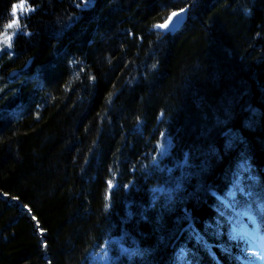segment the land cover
I'll list each match as a JSON object with an SVG mask.
<instances>
[{
	"label": "trees",
	"instance_id": "1",
	"mask_svg": "<svg viewBox=\"0 0 264 264\" xmlns=\"http://www.w3.org/2000/svg\"><path fill=\"white\" fill-rule=\"evenodd\" d=\"M13 18L0 264H251L239 228L250 216L264 233V0H0V34Z\"/></svg>",
	"mask_w": 264,
	"mask_h": 264
},
{
	"label": "rangeland",
	"instance_id": "2",
	"mask_svg": "<svg viewBox=\"0 0 264 264\" xmlns=\"http://www.w3.org/2000/svg\"><path fill=\"white\" fill-rule=\"evenodd\" d=\"M17 7L19 6H15L14 10H16ZM13 21H11L9 24H11ZM14 27H16V25L11 28L6 26L5 30L0 34V55L3 51H8L12 48V41L14 39L13 34L15 32ZM9 37L10 40L8 39ZM9 43L11 44V47L8 46ZM242 239L248 242L249 246L247 248L246 254L247 256L252 257L254 264H264V237L258 234L254 228L250 233L244 231Z\"/></svg>",
	"mask_w": 264,
	"mask_h": 264
},
{
	"label": "water",
	"instance_id": "3",
	"mask_svg": "<svg viewBox=\"0 0 264 264\" xmlns=\"http://www.w3.org/2000/svg\"><path fill=\"white\" fill-rule=\"evenodd\" d=\"M175 13H177V15L173 16L172 13L167 17V19L163 23L159 24V25H166V27H156L155 30L163 33L164 35L167 34L170 36H174L186 24L189 14V9L185 8Z\"/></svg>",
	"mask_w": 264,
	"mask_h": 264
},
{
	"label": "bare ground",
	"instance_id": "4",
	"mask_svg": "<svg viewBox=\"0 0 264 264\" xmlns=\"http://www.w3.org/2000/svg\"><path fill=\"white\" fill-rule=\"evenodd\" d=\"M24 5H26V4H28L27 2H25L24 1ZM24 5H22V7H21V5L15 10V12L17 11V14L18 15H24V16H27L29 13H30V11H29V9L27 8V7H25ZM159 24H157L153 29H151V32H153L156 36H155V38L158 40V41H163V40H165V38L167 37V34L166 35H164L163 33H161V32H159V31H156L155 29H156V27L158 26ZM15 33V32H14ZM15 34H13V36H14ZM13 41H14V39H13ZM13 41H12V43H13ZM19 72H23V69H21V71H17L16 70V75L19 73Z\"/></svg>",
	"mask_w": 264,
	"mask_h": 264
},
{
	"label": "snow or ice",
	"instance_id": "5",
	"mask_svg": "<svg viewBox=\"0 0 264 264\" xmlns=\"http://www.w3.org/2000/svg\"><path fill=\"white\" fill-rule=\"evenodd\" d=\"M21 7H22V5H21ZM13 14H15V10H14ZM172 15L175 16V15H177V13H173ZM14 25L18 26L17 21H15V20L11 24H9L8 27L11 28ZM157 27H166V25H158ZM8 39L10 40V37ZM8 46L11 47V44L9 43Z\"/></svg>",
	"mask_w": 264,
	"mask_h": 264
}]
</instances>
